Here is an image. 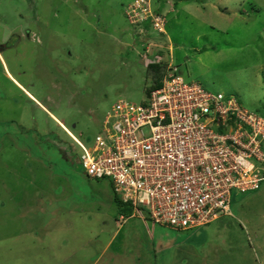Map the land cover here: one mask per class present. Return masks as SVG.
I'll use <instances>...</instances> for the list:
<instances>
[{
  "label": "rangeland",
  "instance_id": "obj_1",
  "mask_svg": "<svg viewBox=\"0 0 264 264\" xmlns=\"http://www.w3.org/2000/svg\"><path fill=\"white\" fill-rule=\"evenodd\" d=\"M87 1L0 0V264H264V180L178 230L122 211L74 139L145 101L162 73L147 57L264 116V0H152L162 34L129 22L132 0Z\"/></svg>",
  "mask_w": 264,
  "mask_h": 264
},
{
  "label": "built area",
  "instance_id": "obj_2",
  "mask_svg": "<svg viewBox=\"0 0 264 264\" xmlns=\"http://www.w3.org/2000/svg\"><path fill=\"white\" fill-rule=\"evenodd\" d=\"M131 24L165 33L166 17L152 0L125 7ZM141 103L119 98L92 146L77 137L79 159L95 179L107 178L122 202L155 223L192 229L231 214L233 190L251 191L264 180V116L232 94L188 82L172 62ZM125 217L121 215V221Z\"/></svg>",
  "mask_w": 264,
  "mask_h": 264
},
{
  "label": "trees",
  "instance_id": "obj_3",
  "mask_svg": "<svg viewBox=\"0 0 264 264\" xmlns=\"http://www.w3.org/2000/svg\"><path fill=\"white\" fill-rule=\"evenodd\" d=\"M151 66L153 67V69L160 68V65H158V64H153ZM116 199L119 200L118 196H116ZM131 210H132V208H128V207L122 208V211H125L126 213L131 212Z\"/></svg>",
  "mask_w": 264,
  "mask_h": 264
},
{
  "label": "crops",
  "instance_id": "obj_4",
  "mask_svg": "<svg viewBox=\"0 0 264 264\" xmlns=\"http://www.w3.org/2000/svg\"><path fill=\"white\" fill-rule=\"evenodd\" d=\"M85 1H87V0H85ZM88 2V1H87ZM164 4V3H163ZM20 85V84H19ZM21 86V85H20ZM29 96H32V98H34V96H33V94L32 93H29ZM35 99V98H34ZM130 213H132L131 215H134V214H137V213H143V212H134L133 210H131V212ZM146 215L149 217V215L146 213ZM150 218V217H149ZM119 222V224H122L120 221H118ZM189 230V229H188ZM110 242V241H109ZM109 242H108V244H109Z\"/></svg>",
  "mask_w": 264,
  "mask_h": 264
}]
</instances>
